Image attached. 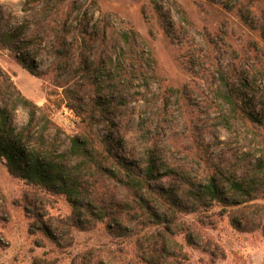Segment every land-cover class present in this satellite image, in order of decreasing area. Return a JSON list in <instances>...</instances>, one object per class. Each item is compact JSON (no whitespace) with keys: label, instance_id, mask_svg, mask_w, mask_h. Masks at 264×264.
I'll list each match as a JSON object with an SVG mask.
<instances>
[{"label":"rangeland","instance_id":"obj_1","mask_svg":"<svg viewBox=\"0 0 264 264\" xmlns=\"http://www.w3.org/2000/svg\"><path fill=\"white\" fill-rule=\"evenodd\" d=\"M24 4L0 0V32H14L19 53L16 58L8 48H0V74L9 75L38 105H47L46 116L38 114L29 125L28 111L12 106L13 92L0 90L1 103H10L7 138L18 139L14 142L25 155L73 165L70 139L83 131L80 116L66 102L58 105L62 95L56 92L61 88L54 85L55 75L38 77L19 62L22 58L44 70L60 53L65 63L56 79L75 89L81 100L100 101L103 111L96 115L93 131L110 151L137 170L152 165L151 183L188 203L189 212L180 217L191 223L196 246L189 245L184 234L177 239L190 261L264 264V229L257 228L261 219L264 223L263 209L252 207L264 204V190L247 194L230 187L232 181L242 183L252 176L264 154L260 139L232 118L224 97L232 92L248 111L264 117V0ZM54 5L71 8V13L59 19ZM130 26L145 40L138 35L125 40ZM119 58L124 61L122 73L116 69ZM45 118L55 127L43 130ZM211 183L219 184L224 198L200 194ZM119 185L99 184L96 191L118 195ZM71 211L63 194L28 184L12 174L0 156V264H70L90 248L114 246V238L99 222L87 230L73 229L72 235L58 230L62 244L57 247L42 224L55 230L56 222ZM231 216L247 230L235 228Z\"/></svg>","mask_w":264,"mask_h":264},{"label":"trees","instance_id":"obj_2","mask_svg":"<svg viewBox=\"0 0 264 264\" xmlns=\"http://www.w3.org/2000/svg\"><path fill=\"white\" fill-rule=\"evenodd\" d=\"M48 2L49 0H25L24 7L32 8L36 5L48 4ZM54 9L59 19L67 18V15L71 13V8L64 9L59 5H54ZM179 12L181 19L188 23L189 19L185 10L179 7ZM135 35L145 40L131 26L127 30L125 40L131 36L134 38ZM82 37L86 36L82 34ZM16 45L13 31L0 32V48H8L18 58ZM150 56L156 67L152 51ZM19 62L31 74L38 77L55 75L54 85L57 89L61 88V91L56 92L62 95L58 105L66 102V105L80 116L83 123L82 133L73 135L70 139L73 165L65 161H53L50 157L41 160L39 154L25 155L24 151H20L17 147L15 139L7 138L6 123L11 112L10 103L5 101L2 104L0 101V156L6 159L9 171L34 187L55 188L71 204V213L56 222L55 230L42 224L43 232L48 239L57 247H61L62 243L57 236L58 230L60 232L66 230L69 235H72L73 229L87 230L101 222L114 238V246L90 248L75 257L70 264H194L183 251L182 243L177 239L178 234H184L188 244L196 246L192 238L191 223L180 217L182 212H189L188 203L177 200L170 189L151 183L154 176L152 165L149 164L147 170L143 171L123 163L115 153L110 151L106 141L93 131L96 115L103 111L101 103L95 99L81 100L75 89L67 87L63 80L56 79L60 66L65 63V57L57 53L49 67L44 70H38L35 65L27 63L22 58ZM123 63L124 61L119 58L116 69L120 73L123 72ZM0 90L13 92L15 104L12 106L20 105L28 111L29 125L38 117V114L41 113L42 118L46 116L47 105H38L23 94L9 75L0 74ZM224 97L232 118L240 122L254 137L260 139V150L264 154V117L248 111L246 103L234 97L232 92L225 94ZM53 127L55 124L52 120L45 118L43 130ZM15 141L18 142V139ZM50 154H52L51 151ZM112 166L115 169H112ZM251 172L252 176L245 178L242 183L232 181L230 187L236 192L242 191L247 194L257 189L264 190V155ZM107 182H110L112 187L120 184L121 193L109 196L97 193L96 187L99 184L105 185ZM200 194L219 200L224 198L218 183L207 185ZM196 199L201 201L200 196ZM253 204L252 207L263 209L262 216H264V204ZM233 205L239 206L237 201ZM192 211L204 214L197 209H191ZM262 220L259 221L257 228L264 229ZM230 222L239 230H247L233 216L230 217ZM197 223L203 224L201 219H198Z\"/></svg>","mask_w":264,"mask_h":264}]
</instances>
